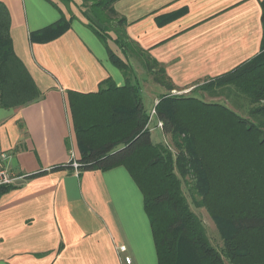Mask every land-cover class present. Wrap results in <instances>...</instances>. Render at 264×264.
<instances>
[{
  "label": "crops",
  "instance_id": "obj_1",
  "mask_svg": "<svg viewBox=\"0 0 264 264\" xmlns=\"http://www.w3.org/2000/svg\"><path fill=\"white\" fill-rule=\"evenodd\" d=\"M261 1L117 0L114 8L126 18L128 36L184 89L258 53ZM0 10L14 54L39 92L26 104L0 106V152L22 174L0 195V264H157L143 194L125 166L79 173L73 165L80 150L68 91L96 93L107 78L124 83L90 33L89 9L82 0H0ZM179 10L185 11L157 23ZM62 16L70 28L46 42L30 41V32ZM56 165L69 168L51 170Z\"/></svg>",
  "mask_w": 264,
  "mask_h": 264
},
{
  "label": "trees",
  "instance_id": "obj_2",
  "mask_svg": "<svg viewBox=\"0 0 264 264\" xmlns=\"http://www.w3.org/2000/svg\"><path fill=\"white\" fill-rule=\"evenodd\" d=\"M116 1L82 0L92 14L89 28L124 75V83L117 86L107 78L96 93L68 91L79 173L125 166L143 194L157 264H264V0L258 53L230 71L196 82H202L199 90L211 96H234L235 108L197 95L172 94L182 88L128 36L126 18L114 8ZM0 11V106L11 107L32 101L39 92L14 54ZM184 11L158 17L157 23ZM68 28L70 20L62 16L30 32L29 38L46 42ZM135 62L163 88L150 123L154 118L162 123L172 149L165 141L152 140V109L145 111ZM64 168L69 166L51 170ZM183 185L193 203L204 207L213 220L222 242L219 248L211 243ZM11 188L1 185L0 195Z\"/></svg>",
  "mask_w": 264,
  "mask_h": 264
},
{
  "label": "rangeland",
  "instance_id": "obj_3",
  "mask_svg": "<svg viewBox=\"0 0 264 264\" xmlns=\"http://www.w3.org/2000/svg\"><path fill=\"white\" fill-rule=\"evenodd\" d=\"M90 33L93 35L94 39L97 42L99 41L102 44V41L100 40V38L92 30L90 31ZM102 46H103V44H102ZM134 66L136 68V72L138 75V81H139V84L141 86V89L143 88V90L141 91V94H142V101L144 104L145 111L146 112L151 111L150 107L152 105V98L155 96L154 93H156V95H157V93H159L160 90H157L156 88L153 89V87H151L155 83L153 82L151 75L146 73V69H144L137 62L134 63ZM201 85H202V82H199V83L194 84L191 87H186V88L181 89V90H173L171 93L172 94H184V95L185 94L197 95L199 97H202L205 100L220 101V102L227 104L229 107L235 108V106L233 104L234 103V96L231 95V96L227 97V96H223L220 94H218L217 96H211L208 92L199 90ZM155 124L156 123H155V118H154L152 120V122L149 124V126L150 127L152 126L155 128ZM151 137H152L153 141H161L162 140L163 142L165 141V143H168L169 145L171 144L169 141V138L167 136L162 137L161 133H159V131H157V130L151 131ZM170 148L172 149L171 145H170ZM183 189L186 192V195H187L188 201L190 202L191 208L198 214V216L202 220L211 243L215 247L219 248L222 242L220 240L216 226H215L213 220L211 219L210 215L208 214L207 210L204 207L196 206L193 203L192 198L188 194L187 186L183 185Z\"/></svg>",
  "mask_w": 264,
  "mask_h": 264
},
{
  "label": "built area",
  "instance_id": "obj_4",
  "mask_svg": "<svg viewBox=\"0 0 264 264\" xmlns=\"http://www.w3.org/2000/svg\"><path fill=\"white\" fill-rule=\"evenodd\" d=\"M154 114H155V110L152 109L148 124L150 123ZM161 126H162V123L158 121V123L156 124V127L160 129ZM9 157H10L9 153L5 151L0 152V186L1 185H11L13 184V182H15L16 180L22 177V174L15 173L12 170V168L9 166V163H8ZM73 165L75 168H78L77 162L74 161ZM118 249L123 252L126 250L124 245H121ZM125 261L129 263L130 257H125Z\"/></svg>",
  "mask_w": 264,
  "mask_h": 264
}]
</instances>
